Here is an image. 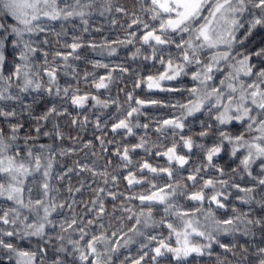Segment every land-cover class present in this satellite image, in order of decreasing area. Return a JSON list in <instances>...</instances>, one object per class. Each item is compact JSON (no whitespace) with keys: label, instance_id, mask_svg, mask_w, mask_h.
<instances>
[{"label":"snow or ice","instance_id":"1","mask_svg":"<svg viewBox=\"0 0 264 264\" xmlns=\"http://www.w3.org/2000/svg\"><path fill=\"white\" fill-rule=\"evenodd\" d=\"M97 8V0H75L74 4L64 3L61 7L57 0H0V119L7 125L8 130L0 126V198L5 202H11L12 207H0V254L4 261L0 264H36L38 255L40 264H46L45 257L49 249L46 245H54L52 251L51 264H117L118 254L121 249L129 245L133 237L144 236L145 231L150 229L156 223L166 224L169 229V237L175 234V246L171 242L161 239L158 246L151 251L154 255L150 257L156 261L164 252L171 253L174 256L173 264H185V258L193 253L201 256L205 252L212 256L214 245H219L225 254L221 259L216 257L217 264H230L226 259L228 253L235 256L233 249L236 245L221 243L220 235L222 233L235 234L242 232L244 236L254 235L253 229L259 225L261 232V243H264V215L251 217L250 212H240L233 208V215L227 218H218L212 208L204 209L203 203L207 201L209 205L215 203L217 210L228 207L225 200L232 194L227 190L234 188L242 193L236 199L240 202L252 203L255 201V193H260V200L255 201L261 205V211H264V40L255 50L244 49V43L254 35L257 29H264V0H151L150 5L144 9L150 12L153 21H159L157 26H150L147 22L141 21L136 13H132V20L129 28H137L143 24L144 35L140 37L146 45L152 46L151 59H159L163 71L155 75L148 74L144 76L138 74L139 78L134 79L131 90L125 89V104L119 105L118 99L109 98L102 100L99 96H91L97 105L104 108L109 105H119L117 122L112 123L113 132L124 130L127 134H133L135 127H142L147 131L149 124H139L138 118L141 114L147 117L146 106L167 107L172 109V113L167 118L153 121L158 132L171 131L174 135L177 132L183 133L186 129L191 130V122H195L197 115H203L207 109L208 119L200 120L199 125L202 131L198 133L201 138L208 137L210 134L218 142H214L211 147L206 148V163L202 164L205 168H214L219 172L220 177L225 175L223 167H217L213 163L214 159L225 151L226 146L230 145V157L239 158L242 170L247 172L248 176L253 175V164H259V174L253 178L249 186L242 187L240 183H233L229 179L208 178L203 180L199 190L186 191L187 185H182L174 179V172L169 167H154L148 160H144L140 165L141 172L147 170L153 174L165 175L173 180L172 183H164L162 186L155 181L151 182V191L148 194H139L129 196L132 200L138 198L140 202L139 210L136 207L127 204L120 205L121 215L116 216V205H113L112 218L107 225H99V234L89 233L87 227H95L97 220H103L107 215L104 199L111 197L113 200H120L122 193L108 189L105 196V188L97 190L95 198L88 203L92 206V212L95 216L87 220L79 219L74 213L72 218L61 220L59 223V232L55 237L49 236L48 232H56L57 224L53 219L59 216L64 207L71 208L72 204L67 202H57L52 194V186L48 182L50 170L53 166V157L51 153L47 158L36 153L28 143L32 137H24L25 143L20 145L17 141L20 139L18 133L23 125L20 123H11L19 113L12 107L14 103H20L23 107V101L19 95L14 94L15 90L26 93L32 88L40 89L43 87L42 81L38 79L40 71L47 74L49 94L55 91L58 97L61 89L57 81V67L48 63V52L40 47L49 43L48 33L53 31L50 25L56 21H68L71 18L79 17L86 26L89 16L93 9ZM113 8L111 0H102L99 4L101 14L105 11L110 12ZM208 11V16H204V11ZM117 12L128 15L127 9L119 7ZM244 30L243 36L238 38L237 33ZM87 27L84 31L87 32ZM179 33L177 37L179 43L171 37ZM59 37L60 33H56ZM187 35V39L184 36ZM43 36V40L39 37ZM137 33L129 31L124 39L107 40L105 39L99 45L89 41L88 46L91 49L107 48L108 52L116 53L120 45H131L135 42ZM81 37H74L73 42L65 44L71 51H57L53 60L62 59L65 69L69 68L68 60L73 57L78 49L83 48ZM175 45L179 55L174 59L169 53L167 57L158 55L157 46ZM242 51L237 52L236 49ZM43 52L44 65L40 71H36L30 57L37 51ZM207 51L209 55L202 58V53ZM140 52L138 48L134 52L133 58ZM9 55L11 59H9ZM77 59L80 57L77 56ZM148 57H145L147 59ZM255 58L259 64H253L251 61ZM19 61V62H17ZM93 63L101 65V61L96 60ZM193 66L195 70L193 69ZM103 67L109 69V64H103ZM119 68L121 74L130 73V69L123 65H117L111 71H106L105 75L94 79L92 83L95 89H108L114 81L113 73ZM5 68L9 71L5 74ZM89 75L85 73L87 82ZM190 76L189 84L182 83L183 78ZM217 76L219 85H216ZM245 77L246 79H242ZM247 81H250L247 82ZM146 85L148 97L142 98L136 95L138 89ZM175 85V86H174ZM55 86V87H54ZM156 91L168 95H183L187 97L181 102H175L150 98ZM64 95L69 96L74 105L83 106L90 98V94L85 92L79 94V88L63 89ZM119 91L117 92V96ZM27 107H31L28 105ZM67 108H63V113L67 114ZM125 113L119 115V113ZM57 107L53 104L42 116L37 117V121H48L50 116L57 115ZM214 114V115H213ZM87 117L84 122L87 123ZM211 121V122H209ZM76 121H73L75 123ZM239 122V126L244 127L243 132H229L230 126ZM102 127L100 119L96 121V128ZM214 129V132L210 130ZM37 134L41 132L39 124L35 129ZM45 136L50 133L45 132ZM62 137V134L57 132ZM182 146L189 150L194 147L193 137L191 135H181ZM101 152H105V140L100 139ZM109 143H111L109 141ZM147 141L144 137L140 138L138 144L131 147L123 146V151L116 148V154L124 161L123 167L127 168L131 161L130 152L137 148H145ZM86 147L92 146V141H88ZM41 148L50 147L41 145ZM203 149L205 145L201 144ZM27 149L24 152V149ZM68 152H74V148L67 149ZM240 152H244L242 157ZM157 156L167 157L169 165L178 164L183 168L189 162V156L180 155L177 152V145L173 143L163 153H156ZM79 163V162H78ZM83 171H91L93 176H101L107 185L109 178L113 189L118 185L120 177L110 175L106 170H98L87 163L79 164ZM43 170L44 183L38 186V195L40 198L34 199L31 195L33 189L26 187V180L35 172ZM72 169H68L71 172ZM201 167L194 168L187 177L193 184L197 183L198 173ZM235 173L237 169H232ZM6 178V179H5ZM63 179V176L61 177ZM128 185L147 183L143 175L137 178L136 174L128 171L126 177ZM83 187V185H81ZM42 188V192L39 189ZM213 189L211 195H207L205 189ZM73 191L80 192L81 188L73 190L68 188L69 195ZM28 193L25 199V193ZM181 195L187 196L190 202H196L201 205L200 208H182L172 203ZM75 203V201H72ZM146 205H152L147 206ZM163 205L164 218L157 222L154 218L153 206L159 208ZM87 208V205H86ZM25 210L29 215H25ZM180 221L179 225L173 224L167 217L172 213ZM204 213V226L198 218L199 214ZM91 215V213H85ZM115 221V222H113ZM131 224V227H128ZM243 226V227H241ZM127 229V232L125 231ZM79 234V239H73L75 234ZM195 234L203 243H195L190 237ZM47 237L45 240L44 238ZM90 237V238H89ZM36 238L38 241L36 250H30L23 247V243ZM148 241H155L156 236H148ZM141 250L150 245H141ZM247 247L244 251L247 252ZM149 256L148 251H143L142 255L131 259V264H144L145 258ZM121 264H128V258ZM240 264H264V247L256 248L255 260L241 257Z\"/></svg>","mask_w":264,"mask_h":264},{"label":"rangeland","instance_id":"2","mask_svg":"<svg viewBox=\"0 0 264 264\" xmlns=\"http://www.w3.org/2000/svg\"><path fill=\"white\" fill-rule=\"evenodd\" d=\"M64 3L67 0H62ZM74 1V0H71ZM138 0H111L113 8L110 12L105 11L102 16H87L88 25H84L83 22L79 26H66V23H60L59 21L53 22L50 27L53 31L48 33L49 43L47 45H41L45 51L48 52V63L51 66L57 67V81L58 86L61 89L59 96L57 97L55 91L49 94L47 92L48 87V77L47 74L40 71L41 66L44 65V55L43 52L37 51L33 54L30 59L32 60L33 65H35L36 71H40L39 80L42 81L43 87L40 89L32 88L26 93L19 92L18 90L14 91V94L19 95L23 101V107L20 103L12 104L19 113L17 118L11 123H20L23 125L22 130L20 131V137H32L40 139V143L37 144V153L47 158L51 153L53 157V166L50 170V177L48 182L52 186V194L55 196L57 202H67L72 204L71 208L64 207L61 210L59 216H54L53 219L57 224L56 232H48L49 236L55 237L59 232V223L64 219H71L75 213L79 219L84 220V224H87V220L95 216V213L92 212V206L88 202L93 200L97 194V190L100 188H105V196L108 189L115 190L119 193H122L120 200H113L111 197L104 199V204L106 206L107 215L104 216V219L97 220L95 227H87L85 230L89 233L95 232L99 234L101 223L107 225L108 221L112 218L113 214V205H116V216L121 215L119 210L120 205L127 204L129 206H135L139 210L140 204L138 198L129 200V196H137L139 194H148L151 189V182L155 181L159 185L164 183H172L173 180H170L166 174H153L150 171L141 172L139 165L144 161L148 160L154 167H169L173 168L174 179L178 180L182 185H187L186 191H196L199 190L203 184V180L208 178L216 179H229L231 178L233 183H240L242 187L249 186L251 181L255 176L259 174V164H253V175L248 176L247 172L242 170L240 166L239 158L230 157V147L226 146L225 151L222 152L218 158L214 159L213 163L217 167H223L225 175L220 177L219 172L214 168H205L202 167V164L206 163L205 152L206 148L211 147L214 142H218L214 139L213 135L208 137L201 138L198 136V133L202 131L199 121L208 119L207 109L204 110L203 115H197L195 122H191V130H185L183 133L177 132L175 135L171 131L158 132L156 130V125L153 121L167 118L172 109L167 107H156V106H146L145 111L148 113L147 117L141 114L138 118L139 124H149L150 127L147 131L142 127H135L133 129V134H127L124 130H117L113 132L111 125L112 123L117 122L118 107L119 105H124L125 109L127 105L125 104V89L131 90L133 87L134 79H138V74L147 76L148 74L155 75L157 72L163 71V67L160 65L159 59L153 61L152 56V46L146 45L142 42L140 37L144 35L143 24L139 28L132 26L129 28L132 20V13H136L141 21L147 22L150 26H157L159 21H153L152 15L150 12H146V9L151 0L146 2L143 5H138L136 2ZM102 0H97V4H100ZM211 2V0H210ZM62 3L61 7H63ZM68 4V3H67ZM124 7L127 9L128 15H124L116 11L117 8ZM98 14V13H96ZM204 16H208V11L205 10L203 13ZM87 27V32L84 31V28ZM129 31L136 32L137 36L135 42L131 45H120L116 53H109L107 48L104 49H91L88 46V42H94L96 44L102 43L105 39L107 40H117L124 39L126 33ZM244 30H240L237 33L238 38L243 36ZM56 33H60L58 37ZM180 34L172 36L171 38L179 43L178 36ZM43 37V36H42ZM42 37H39L40 40H43ZM74 37H81L82 44L84 45L82 49H78L74 53L73 57L69 58L68 65L69 68L65 69L64 61L62 59L53 60V56L57 51H71L70 48H66L65 44H71ZM187 39V35L184 36ZM264 40V29H257L243 45L244 49L255 50L257 46L260 45L261 41ZM140 49V52L136 54L133 58V53L137 49ZM158 55L167 57L169 53L172 54V57L175 59L179 55V51L176 49L175 45L171 46H157ZM243 49L237 48L236 51H242ZM209 53L205 51L202 53V58L207 57ZM80 58L77 59L76 57ZM145 57H148L145 59ZM11 59V56L8 57ZM101 61V65L97 66L93 61ZM19 62V61H17ZM253 64H259V61L255 58L251 61ZM103 64H109V69H105ZM117 65H123L130 69V73L121 74L119 68H116V71L113 73L114 81L109 85L108 89H95L92 81L94 79L98 80L100 76L105 75L106 71H111L113 67ZM194 67V66H193ZM195 70V69H194ZM9 71L8 68H5V74ZM95 74L89 75L87 82L85 81V73ZM223 77L217 76L216 85H219V79ZM242 79H246L242 77ZM190 76L183 78L182 83L187 84L189 87ZM250 83V81H247ZM175 86V85H174ZM55 87V86H54ZM68 87L70 89L79 88V94L83 95L85 92L90 94V98L85 102L83 106L74 105L71 101V95L75 94L70 92L69 96H65L63 89ZM119 95L117 96V92ZM136 95L141 96L142 98L148 97V90L146 85L143 86L142 90L138 89L135 93ZM91 96H99L102 100H107L110 97L113 99L119 100V105H109V107L104 108L100 105H97ZM187 97V93L181 95H168L156 91L150 96V98L164 100L165 102L176 100H183ZM53 104L57 107L58 114L55 116H50L48 121L39 120L37 117H40L47 111L49 107ZM31 105V107H27ZM63 108H67V114L63 113ZM125 113H119V115H124ZM214 115V114H213ZM87 117V123L84 122V118ZM100 119L102 127L100 129L96 128V121ZM73 121H76L73 123ZM211 122V121H209ZM37 124L42 131V136L38 137L37 132L35 131ZM0 126L4 127L5 131L8 130V125L0 119ZM229 132L237 133L243 132L244 127L239 126V122L235 125L230 126L226 129ZM50 133V135L45 136L44 133ZM57 132L62 134V139ZM214 132V129L210 130ZM181 135H191L194 141V147L189 152L188 149L182 146L180 141ZM144 137L147 141L145 148H137L135 151L130 152L131 161L128 164L127 168L123 167L124 161L119 158L116 154L115 149L120 148L121 152L123 151V146L138 144L140 138ZM100 139L105 140V152H101ZM88 141H92V146L86 147ZM109 141L111 143H109ZM173 143L177 145V152L180 155L189 156V162L187 165L181 168L180 165L173 163L169 165L167 162V157L162 158L157 156L156 153H163L167 148L171 147ZM205 145V148H201L200 145ZM41 145H47L50 147L41 148ZM74 148V152H68L67 149ZM244 153H239V156L242 157ZM162 156V155H161ZM160 159H159V158ZM79 162V163H78ZM87 163L92 167H95L98 170H106L110 175H118L120 177L118 185L115 189L111 184L110 178L109 183L106 185L104 178L97 175L93 176L91 171H83L80 169L79 164ZM201 167V171L198 173V181L193 184L190 180H187V177L192 173L194 168ZM68 169H72L71 172H68ZM232 169H237L234 173ZM128 171H132L136 174L137 178L143 175L147 183L141 182L139 184H134L132 186L127 183ZM63 176V179L61 178ZM44 181L42 182V184ZM41 184V185H42ZM83 185V187H81ZM71 186L73 190L76 188H81L80 192L73 191L69 195L68 188ZM28 188H32L31 193L34 199L40 198L38 195V186L35 179L29 181ZM42 192V188L39 189ZM213 189H205L207 195L212 194ZM232 195L224 201L228 205L225 209L217 210L216 205H212V211L216 213L218 218H227L228 216L233 215V208L239 209L240 212L249 213L251 217H258L264 215V211H261V205L255 201L260 200V193L256 192L255 201L252 203L240 202L236 199L238 195L242 193L237 192L234 188H229L227 190ZM28 196V193L26 192ZM26 196V197H27ZM75 201V203H72ZM175 203L182 208H198V203L190 202L187 196L181 195L175 201H170ZM87 205V208H86ZM152 206V205H151ZM163 205L159 208L153 206L154 218L159 222L164 218L165 214L163 211ZM201 207V206H200ZM199 207V208H200ZM209 208V207H208ZM204 208V209H208ZM91 213V215H85V213ZM173 224L179 225L180 221L175 216L173 212L169 217H167ZM194 219L198 218L201 222V227L204 226V213L201 212L198 217H193ZM115 222V221H113ZM128 227H131V224H128ZM243 227V226H241ZM166 224L156 223L150 229L145 231L144 236L133 237L132 242L126 246V248L121 249V252L118 254L117 264L125 261L128 258V264H131V259L137 258L139 255L143 254V251H148L149 256L145 258L144 264H173L174 256L171 253L164 252L161 257L156 261H152L150 257L154 255V252L151 249H154L158 246V242L161 239H165L168 242H171L173 246L175 243L169 237V232ZM127 232V229H125ZM254 235L244 236L242 232L235 234L231 233H222L218 239L221 243L236 245L233 249L235 256L232 253H228L226 259L230 264H240L241 257L245 259L255 260L256 248L258 246L264 247V243H261V232L260 226L257 225L254 229ZM156 236L155 241L149 242L148 236ZM174 237L175 234L173 233ZM47 237H45L46 240ZM73 239H79V234H75ZM90 238V237H89ZM193 242L203 243L204 241L193 234ZM150 245L141 250V245ZM34 245L31 244L30 250H34ZM48 255L44 258L46 264H51L52 251L54 250V245H49ZM247 247V252L244 251V248ZM26 248V247H25ZM28 249V248H26ZM220 256L221 259L225 258L223 250L219 245H214V252L211 257L205 252L201 256L193 253L190 257L185 258V264H217L216 257ZM0 261H4V258ZM38 261L39 255H38ZM6 264V261H5Z\"/></svg>","mask_w":264,"mask_h":264},{"label":"trees","instance_id":"3","mask_svg":"<svg viewBox=\"0 0 264 264\" xmlns=\"http://www.w3.org/2000/svg\"><path fill=\"white\" fill-rule=\"evenodd\" d=\"M148 1H150V0H138L136 3L139 5H143V4H145L146 2H148ZM57 2L58 3H60V5H62V3H64L62 0H57ZM74 2H75V0L74 1H71V0H67V1H65V3H68V4H74ZM96 13H98V14H96ZM95 14V15H94ZM92 15H94V16H102V15H105L104 14V12L101 14V11H100V9H99V4H97V8L96 9H93L92 10V12H91V14L89 15V16H92ZM60 23H63V22H65L66 23V26H69V23L71 24V26L73 25V26H79L80 24H82V22H81V20L79 19V17H74V18H71V19H69L68 21H63V20H60L59 21ZM40 37H42V36H40ZM43 38V37H42ZM195 68L193 67V69L192 70H194ZM242 127V126H241ZM42 131L43 130H41V132L38 134V137H40V136H42ZM20 133V132H19ZM18 133V136L20 137V134ZM17 143L18 144H20V145H23L24 143H25V141H24V139H22L21 137H20V139L17 141ZM28 143L32 146V148L34 149V151L37 153V150H38V148L36 147L37 146V144L38 143H40V139H37V138H34V139H31V140H29L28 141ZM228 147H230V145L228 146ZM27 151V149L25 148L24 149V152H26ZM241 153H244V152H241ZM44 157V156H43ZM160 157H162V158H165L166 159V157H163V156H160ZM159 158V157H158ZM160 159V158H159ZM0 176H4V174L3 173H0ZM6 179V178H5ZM32 179H35V181H36V183H37V186H40L41 184H42V182L44 181V178H43V170H41V171H39V172H35V173H32L31 175H30V177H29V179L28 180H26V187L28 188V184H29V181L30 180H32ZM206 194H207V192H206ZM27 195H26V193H25V199H27V197H26ZM139 204H140V202H139ZM215 203L213 202L211 205H209V203L207 202V201H205L204 203H203V205H202V207L203 208H208V207H211L212 205H214ZM13 206V204L11 203V202H5V200H4V198H0V207H2V208H9V207H12ZM147 206H151V205H146V207ZM201 205L200 204H198V208L200 207ZM24 214L25 215H29V213L25 210V212H24ZM167 232H169V229L167 230ZM193 237V236H192ZM192 237H190V239H192ZM172 240H173V242L175 243V236L173 237L172 235H171V237H170ZM45 239V238H44ZM47 239V238H46ZM37 243H41V246L42 247H44L45 245H43V243L42 242H40V241H38L36 238H33L31 241H25L24 243H23V247H26V248H28V249H30L31 247V244H35L34 245V250H36V245H37ZM47 247H48V249H51L50 248V246L49 245H46ZM32 250V249H31ZM50 252V251H49ZM48 252V253H49ZM2 257H3V255L2 254H0V260L2 259ZM4 258V257H3ZM36 264H40L39 263V261H38V258H37V261H36Z\"/></svg>","mask_w":264,"mask_h":264}]
</instances>
